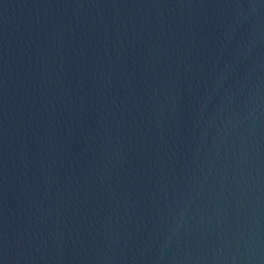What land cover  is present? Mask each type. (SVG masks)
I'll use <instances>...</instances> for the list:
<instances>
[{"label":"water","instance_id":"1","mask_svg":"<svg viewBox=\"0 0 264 264\" xmlns=\"http://www.w3.org/2000/svg\"><path fill=\"white\" fill-rule=\"evenodd\" d=\"M0 264H264V0H107L0 115Z\"/></svg>","mask_w":264,"mask_h":264}]
</instances>
